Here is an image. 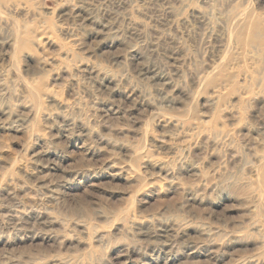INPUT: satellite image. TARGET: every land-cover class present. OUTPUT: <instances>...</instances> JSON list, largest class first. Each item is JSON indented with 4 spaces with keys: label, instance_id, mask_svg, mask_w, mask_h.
I'll return each instance as SVG.
<instances>
[{
    "label": "rangeland",
    "instance_id": "1",
    "mask_svg": "<svg viewBox=\"0 0 264 264\" xmlns=\"http://www.w3.org/2000/svg\"><path fill=\"white\" fill-rule=\"evenodd\" d=\"M247 12L264 0H0V264H264Z\"/></svg>",
    "mask_w": 264,
    "mask_h": 264
},
{
    "label": "bare ground",
    "instance_id": "2",
    "mask_svg": "<svg viewBox=\"0 0 264 264\" xmlns=\"http://www.w3.org/2000/svg\"><path fill=\"white\" fill-rule=\"evenodd\" d=\"M243 16L242 30L245 31L247 35L245 37L246 40H242V46L249 47L257 40V45L261 48V51L264 52V13L258 14L256 12H247ZM235 19H233V21H235ZM240 35L241 34H238L237 36L240 37Z\"/></svg>",
    "mask_w": 264,
    "mask_h": 264
}]
</instances>
